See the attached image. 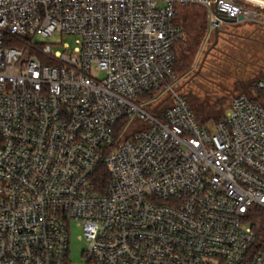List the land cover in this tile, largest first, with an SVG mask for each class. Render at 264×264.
<instances>
[{
	"label": "built area",
	"instance_id": "1",
	"mask_svg": "<svg viewBox=\"0 0 264 264\" xmlns=\"http://www.w3.org/2000/svg\"><path fill=\"white\" fill-rule=\"evenodd\" d=\"M190 3L210 32L257 16L232 0H0V264H72V222L79 264H264V99L198 123L174 71Z\"/></svg>",
	"mask_w": 264,
	"mask_h": 264
},
{
	"label": "rangeland",
	"instance_id": "2",
	"mask_svg": "<svg viewBox=\"0 0 264 264\" xmlns=\"http://www.w3.org/2000/svg\"><path fill=\"white\" fill-rule=\"evenodd\" d=\"M212 4L215 0H211ZM226 1V0H225ZM235 3L244 6L246 9L257 13L256 18H250L241 22L228 23L225 26L228 30H234V25H239L243 29H253L255 25H264V11L258 10L257 7L264 9L263 6L254 4L247 0H232ZM179 22L186 30V38L178 45L177 54L179 65H185V71H178L179 85L181 91L186 97H195L196 105H192L196 113L202 118L222 116L228 110L232 99L242 90L236 89V81L243 77L252 76L251 68L248 74H245L244 68H239L238 76L235 80L220 82L218 85H211L209 94H204L198 90L199 86L203 84V79L198 76V73L206 72L207 68H203L206 60H212L211 54H216V51L210 50L202 67L200 65L204 58L205 52L211 47L215 41L214 32H210L209 26V11L208 8L202 4L190 3L179 8ZM221 34V33H220ZM219 34V35H220ZM65 42L73 44V38H64ZM199 42L198 47H194L195 43ZM218 47L224 45L222 38L218 37ZM216 45V44H215ZM179 69V66H178ZM198 71V72H197ZM248 75V76H247ZM243 76V77H242ZM240 77V78H239ZM239 82V81H238ZM235 84V85H234ZM231 87V88H230ZM252 97L257 96V91L253 90L250 94ZM216 122V121H215ZM215 122L208 121L205 126L208 128L213 127ZM83 235V230L77 226L76 222H72L70 229V262L72 264H79L84 262L83 252L87 248L85 238H80Z\"/></svg>",
	"mask_w": 264,
	"mask_h": 264
},
{
	"label": "trees",
	"instance_id": "3",
	"mask_svg": "<svg viewBox=\"0 0 264 264\" xmlns=\"http://www.w3.org/2000/svg\"><path fill=\"white\" fill-rule=\"evenodd\" d=\"M258 10L264 11V9L257 7ZM178 21L179 17L177 18ZM181 23V22H180ZM228 24V23H227ZM226 25V24H225ZM221 28V34L219 39L222 38L224 41L223 47H218V42L211 49L216 51V54L209 53L210 56H213L212 60H206L203 68H207L206 72L198 73V76L204 80L203 84L200 85L198 90L204 94H209L211 85H218L217 81H226L235 80L238 76L239 68H244L246 71L245 74L250 72L249 77L240 78L236 81V89L242 90L243 94L248 95L255 101H260L264 99V92L259 91L256 88L257 81L264 79V25H255L253 29H243L239 25H234V30H228L226 26ZM184 40L179 41L175 46V62H174V71L176 76L179 78L178 71H185V65H179V59L177 54V48L180 43ZM18 45V43H15ZM199 42L195 43V48L198 47ZM208 55V56H209ZM179 66V69H178ZM248 76V75H247ZM234 84V85H235ZM180 90L181 86L179 85ZM231 88V87H230ZM253 90L257 91V96L252 97L250 94ZM182 92V91H181ZM239 93V94H242ZM185 97L186 95L182 93ZM188 103L192 107L196 120L201 126H205L208 121L218 123L220 122L224 115L216 117H207L202 119L195 111L192 105H196L195 97H186ZM108 180V175L103 166L97 171L94 177L95 184L97 187L103 191L105 184ZM264 219V213L261 210L256 211L251 217V224L257 229V231L263 230L262 221ZM251 257H248L244 264H248Z\"/></svg>",
	"mask_w": 264,
	"mask_h": 264
},
{
	"label": "water",
	"instance_id": "4",
	"mask_svg": "<svg viewBox=\"0 0 264 264\" xmlns=\"http://www.w3.org/2000/svg\"><path fill=\"white\" fill-rule=\"evenodd\" d=\"M257 1H260V2H263V3H264V0H257ZM239 19H242V16H240ZM225 20H226V22H228V23H233V22L236 21L235 19H231V18H225ZM220 32H221V28H220V27H216V28L214 29L215 41H214V43L211 45V47H210L209 49H207V51L205 52V55H204V58H203V60H202L201 65H200V68L202 67V65H203V63H204V61H205V59H206L208 53L210 52V50H211V49L215 46V44L217 43ZM197 72H198V71H197Z\"/></svg>",
	"mask_w": 264,
	"mask_h": 264
},
{
	"label": "bare ground",
	"instance_id": "5",
	"mask_svg": "<svg viewBox=\"0 0 264 264\" xmlns=\"http://www.w3.org/2000/svg\"><path fill=\"white\" fill-rule=\"evenodd\" d=\"M247 1L264 7V3L263 2H260V1H257V0H247Z\"/></svg>",
	"mask_w": 264,
	"mask_h": 264
}]
</instances>
